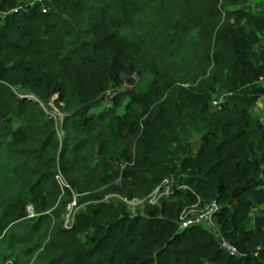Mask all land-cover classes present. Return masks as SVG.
<instances>
[{"label": "trees", "instance_id": "16d2710c", "mask_svg": "<svg viewBox=\"0 0 264 264\" xmlns=\"http://www.w3.org/2000/svg\"><path fill=\"white\" fill-rule=\"evenodd\" d=\"M32 1L0 0V264H264V210L250 214L264 203V13L221 23L232 0L163 16L158 0H53L48 13ZM126 83L123 112H91ZM55 96L61 129L44 107ZM165 178L188 188L144 213L105 199L144 198ZM198 196L219 201L216 221L244 256L180 229Z\"/></svg>", "mask_w": 264, "mask_h": 264}, {"label": "rangeland", "instance_id": "374dc122", "mask_svg": "<svg viewBox=\"0 0 264 264\" xmlns=\"http://www.w3.org/2000/svg\"><path fill=\"white\" fill-rule=\"evenodd\" d=\"M199 1L202 2V0H199ZM241 1L242 0H232L231 2H229V4H227L226 7H224L223 6L224 3H222L220 1L219 8L222 12L221 23H223L226 20L231 22V23H234L237 21L240 22L243 19L238 20L237 19V13H246L247 14L249 11L254 15L264 13V0H249L245 4H241L240 3ZM50 2H51V6H52V4L56 5V3L53 0H51ZM157 4L158 5H156V7H158V10H160L161 16L165 15L167 13V11L170 10V8H169L170 5H172V6L175 5L177 8H179L181 5L185 6L184 0H158ZM199 5H200L199 2H197L195 0H191L190 5H188V6L192 9H195ZM195 12H196V10H195ZM195 12L192 10L191 13L193 14ZM255 53H256L257 57L260 59H262L264 57V32L260 33V39H259L258 45L255 48ZM259 84H261V82ZM127 86H128V89H130V87H133V85L126 83V85H124L118 89L109 90L108 93H106L104 95L105 101L101 105H98L97 107H95L91 112L99 113L100 111H102L107 106L108 107H110V106L114 107L115 106L118 112H123L124 108H125L124 105L128 99L127 98V96H128ZM33 97H35V96L33 95ZM56 98H57V96L54 97V100L50 106H44V105L43 106L45 107V109L47 107H50L49 114L53 118H55V120H57L58 127H59V129H61V127L63 125V118L65 115H67V113L65 111V104L60 103V105H58L55 102ZM224 99H225V92H220L218 95H216V100L223 101ZM254 114L256 116H259V118H261V120L264 122V97H262L258 101V103L256 104L255 109H254ZM59 135L63 139V136L65 135V133L60 131ZM60 175L63 177V181L65 182V180H64L65 178H64L62 172H60ZM57 180L60 183V181H59L60 179H57ZM60 185H62V184L60 183ZM118 196H119V194L112 193V194L106 196L105 199H114V200L118 201L120 199ZM259 198H260V196H259ZM146 208H147V206L143 205V204L136 205V206L129 205L130 211L134 214L144 213ZM263 210H264V203H261L257 206V208L256 207L253 208L252 211L250 212V214L252 216H255ZM67 213H68V210L66 208V210L64 211V215ZM29 215H30V213H29ZM35 215H36V211L34 213V216ZM66 218H67V216L65 217V219H63V224H64V221L66 220ZM19 224H21V223H19ZM7 244L5 245V243H4L2 250H4V251L8 250ZM14 244L16 247L17 245L15 242H14ZM12 249H13V247L10 248V251H9L10 253H12ZM33 250H34L33 257L35 258L37 253L39 252V250L36 247ZM13 258H17V257L14 256ZM13 258H10V259L14 260Z\"/></svg>", "mask_w": 264, "mask_h": 264}, {"label": "built area", "instance_id": "2783aa9c", "mask_svg": "<svg viewBox=\"0 0 264 264\" xmlns=\"http://www.w3.org/2000/svg\"><path fill=\"white\" fill-rule=\"evenodd\" d=\"M51 0H33L32 5H36L42 11V13H48L51 11ZM22 7V6H21ZM21 7H16L8 11V13L18 12ZM220 103L219 100H214L213 105L217 106ZM57 179H60V183L62 187L67 186L68 184L63 181V177L59 174ZM188 186L185 184L175 185V182L170 178H165L150 194H148L144 198H134L127 199L121 196H118L122 201L126 202L128 205H140V204H151V205H159L163 199L169 198L179 189H187ZM80 207L77 205L76 197L72 202L67 205L68 213L66 214L67 218L64 221V227L69 229L72 228L75 220L76 214ZM221 209V204L218 200L214 199L207 204L201 206V199L198 196V200L182 209L179 215V227L180 229H187L193 226H201L204 229L210 231L215 234V236L219 239L220 245L224 248L230 255L232 256H244L245 253L241 252L237 246L228 241L224 236L216 221V215ZM28 212L30 213V217L34 216V208L32 205H28ZM260 248H258L259 250ZM258 253L256 252V255ZM6 264H19L15 260L8 259Z\"/></svg>", "mask_w": 264, "mask_h": 264}]
</instances>
